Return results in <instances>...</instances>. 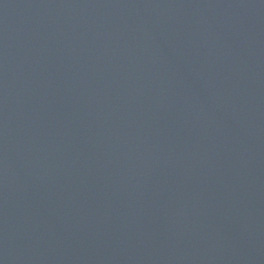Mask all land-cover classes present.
I'll use <instances>...</instances> for the list:
<instances>
[{
	"label": "water",
	"instance_id": "obj_1",
	"mask_svg": "<svg viewBox=\"0 0 264 264\" xmlns=\"http://www.w3.org/2000/svg\"><path fill=\"white\" fill-rule=\"evenodd\" d=\"M0 264H264V0H0Z\"/></svg>",
	"mask_w": 264,
	"mask_h": 264
}]
</instances>
